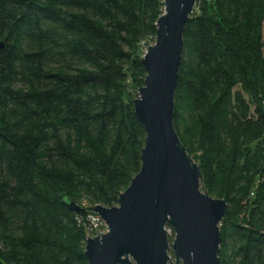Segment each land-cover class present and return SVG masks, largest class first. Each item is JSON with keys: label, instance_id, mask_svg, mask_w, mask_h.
<instances>
[{"label": "trees", "instance_id": "1", "mask_svg": "<svg viewBox=\"0 0 264 264\" xmlns=\"http://www.w3.org/2000/svg\"><path fill=\"white\" fill-rule=\"evenodd\" d=\"M164 10L0 0V264H88L89 215L141 169L134 101ZM184 40L175 127L228 202L220 264H264V0H197Z\"/></svg>", "mask_w": 264, "mask_h": 264}, {"label": "water", "instance_id": "2", "mask_svg": "<svg viewBox=\"0 0 264 264\" xmlns=\"http://www.w3.org/2000/svg\"><path fill=\"white\" fill-rule=\"evenodd\" d=\"M164 2L156 41L142 57L147 75L134 101L135 116L146 132L141 169L117 205L94 207L107 232L87 238L88 264L221 263V223L228 202L203 190L201 167L175 127L185 29L197 0ZM69 207L84 211L76 203Z\"/></svg>", "mask_w": 264, "mask_h": 264}, {"label": "built area", "instance_id": "3", "mask_svg": "<svg viewBox=\"0 0 264 264\" xmlns=\"http://www.w3.org/2000/svg\"><path fill=\"white\" fill-rule=\"evenodd\" d=\"M89 223H90V231L95 233L97 231H99L101 228H106L107 229V225L104 222V220L97 214V213H93L91 215H89Z\"/></svg>", "mask_w": 264, "mask_h": 264}, {"label": "rangeland", "instance_id": "4", "mask_svg": "<svg viewBox=\"0 0 264 264\" xmlns=\"http://www.w3.org/2000/svg\"><path fill=\"white\" fill-rule=\"evenodd\" d=\"M156 41V40H155ZM152 44H154V42L152 43ZM151 45V44H150ZM148 48V47H147ZM147 48H146V51H147ZM145 51V52H146ZM139 94V93H138ZM105 232H107V229L106 228H101L99 231H97V232H95L94 233V235L93 236H91V235H89V236H91V237H94L95 235H98L99 233H105ZM169 237H170V241H172L173 240V238H174V232L172 231V230H169ZM172 258H173V260H174V256H173V253H172Z\"/></svg>", "mask_w": 264, "mask_h": 264}]
</instances>
